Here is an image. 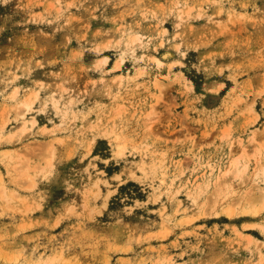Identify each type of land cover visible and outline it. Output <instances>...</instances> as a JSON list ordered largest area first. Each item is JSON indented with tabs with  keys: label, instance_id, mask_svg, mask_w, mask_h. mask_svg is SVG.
<instances>
[{
	"label": "rangeland",
	"instance_id": "1",
	"mask_svg": "<svg viewBox=\"0 0 264 264\" xmlns=\"http://www.w3.org/2000/svg\"><path fill=\"white\" fill-rule=\"evenodd\" d=\"M263 204L264 0H0V264H264Z\"/></svg>",
	"mask_w": 264,
	"mask_h": 264
},
{
	"label": "bare ground",
	"instance_id": "2",
	"mask_svg": "<svg viewBox=\"0 0 264 264\" xmlns=\"http://www.w3.org/2000/svg\"><path fill=\"white\" fill-rule=\"evenodd\" d=\"M137 38H139V35L137 36ZM102 59L105 60L106 62H108V60L110 58H109L108 55H104L102 57ZM153 59L156 61V63L158 65H161V64L165 63V60L159 58L158 56H153ZM120 64H121V59L117 61L116 67L120 66ZM37 97H38V92H34L32 94H29L28 96H26L24 98V100L20 101L19 105L21 107L26 108V109H30V108L33 107V105L35 103V100H37ZM36 122H37V119H34L31 123L34 124ZM32 124H31V126H33ZM30 128L31 127H28V124L25 122L23 125H21L18 128L17 132L12 133L11 136L15 137L19 133H28L30 131ZM253 138H255V135H253ZM5 150L6 151H10L11 150L12 151V148H6ZM247 167H248L247 164L243 163L242 159L239 156H232L229 159V161H228V165H227V168L225 170V174L226 175H228V174L236 175V174L244 172L247 169ZM105 206H107V203L105 204ZM263 206H264V204H263ZM233 213H234V211L231 208L230 211H229V214L232 215Z\"/></svg>",
	"mask_w": 264,
	"mask_h": 264
}]
</instances>
